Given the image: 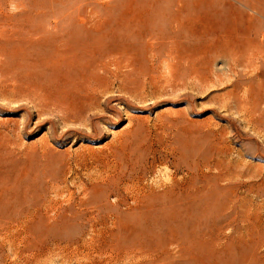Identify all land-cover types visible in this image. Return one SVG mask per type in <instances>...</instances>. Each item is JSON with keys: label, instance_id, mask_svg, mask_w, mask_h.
<instances>
[{"label": "rangeland", "instance_id": "374dc122", "mask_svg": "<svg viewBox=\"0 0 264 264\" xmlns=\"http://www.w3.org/2000/svg\"><path fill=\"white\" fill-rule=\"evenodd\" d=\"M263 34L264 0H0V264H264Z\"/></svg>", "mask_w": 264, "mask_h": 264}, {"label": "bare ground", "instance_id": "6f19581e", "mask_svg": "<svg viewBox=\"0 0 264 264\" xmlns=\"http://www.w3.org/2000/svg\"><path fill=\"white\" fill-rule=\"evenodd\" d=\"M207 2V1H206ZM183 13V12H182ZM183 19V18H182ZM192 20V19H191ZM195 19H193V21H194ZM189 21V20H188ZM196 22H197V20H195ZM194 21V22H195ZM204 21V20H203ZM191 22V21H190ZM207 22V21H206ZM179 23H181V22H179ZM186 23H188V22H186ZM215 23V22H214ZM185 24V23H184ZM189 24V23H188ZM192 24V23H191ZM179 26L181 25L182 26V24H178ZM190 25V24H189ZM196 25V24H195ZM205 25V24H204ZM203 25V26H204ZM227 25V24H226ZM186 26H188V25H186ZM192 26V25H191ZM211 26V25H210ZM209 25H208V29L211 31V27H210ZM176 27V26H175ZM186 28H189V27H186ZM203 28H205V27H203ZM196 30V29H195ZM198 30V29H197ZM205 30H206V28H205ZM215 30V29H214ZM221 30H223V28L221 29ZM233 30V29H232ZM246 30H248L247 28H246ZM245 30V31H246ZM249 31V30H248ZM256 31V30H255ZM190 31H188V33H189ZM196 32V31H195ZM197 32H199V31H197ZM205 32H207V31H205ZM204 32V33H205ZM214 32H216V31H214ZM227 32V31H226ZM241 32V31H240ZM260 32V31H259ZM257 33H258V31H257ZM256 33V34H257ZM208 34V33H207ZM206 34V35H207ZM216 34H217V32H216ZM224 34V33H223ZM231 34H233L232 32H231ZM237 34V33H236ZM240 34V33H239ZM245 34H246V32H245ZM195 35V34H194ZM198 35V34H197ZM242 35V34H241ZM251 35H252V33H251ZM258 35V34H257ZM264 35V34H263ZM208 36V35H207ZM228 36V35H227ZM246 36V35H245ZM229 37V36H228ZM242 37V36H241ZM241 37H239V38H241ZM263 37V36H262ZM218 38H219V36H218ZM224 38V37H223ZM237 38V37H236ZM247 38V37H246ZM181 39V38H180ZM238 39V38H237ZM243 39V38H242ZM245 39V38H244ZM243 39V40H244ZM251 39V38H250ZM257 39V38H256ZM236 40V39H235ZM240 40V39H239ZM246 40V39H245ZM249 40V39H248ZM248 40L246 41L247 43H248ZM258 40V39H257ZM209 42V41H208ZM219 42H221V41H219ZM232 42V41H231ZM236 42V41H235ZM238 42V41H237ZM252 42V41H251ZM94 43V42H93ZM195 43V42H194ZM215 43V42H214ZM223 44L222 45H224V42H222ZM243 43H244V41H243ZM219 44V43H218ZM231 44V43H230ZM237 44V46H238V43H236ZM240 44H242V43H240V41H239V46H241ZM250 44V43H249ZM248 44V45H249ZM252 44V43H251ZM251 44H250V46H251ZM255 44H256V42H255ZM261 44H262V42H261ZM261 44H259L260 46H261ZM194 45H196V44H194ZM193 45V46H194ZM208 45V44H207ZM207 45H206V47H207ZM219 45H221V44H219ZM233 45V44H232ZM231 45V46H232ZM245 45V44H244ZM247 45V46H248ZM258 45V44H257ZM263 45V44H262ZM175 46V45H174ZM189 46V45H188ZM213 46V45H212ZM211 46V47H212ZM225 46V45H224ZM235 45H233V47H234ZM239 46H238V49H239ZM250 46H249V51H250ZM202 47V46H201ZM205 47V48H206ZM228 47H229V45H228ZM243 47V46H242ZM178 48V47H177ZM221 48H222V46H221ZM235 48V47H234ZM246 48V49H247ZM253 48H254V46H253ZM255 48H260L259 46H256ZM262 49H263V47H261ZM158 49H159V47H158ZM208 49V48H207ZM226 49V48H225ZM224 48H223V51L225 50ZM232 48H230V50H231ZM236 49H237V47H236ZM238 49L236 50V51H238ZM197 50V49H196ZM201 50V49H200ZM208 50H210V49H208ZM222 50V49H221ZM228 50H229V48H228ZM244 50V49H243ZM252 50V49H251ZM258 50H261V49H258ZM84 51V50H83ZM86 51V50H85ZM88 51H90V50H88ZM170 51V50H169ZM182 51V50H181ZM219 51V50H218ZM232 51H233V49H232ZM241 51H242V49H241ZM246 51V50H245ZM257 51V50H256ZM87 52V51H86ZM168 52V51H167ZM207 52H209V51H207ZM216 52V51H215ZM226 52V51H225ZM229 52H231V51H229ZM244 52V51H243ZM242 52V53H243ZM251 52V51H250ZM260 52V51H259ZM262 52V51H261ZM155 53H157V52H155ZM200 53V52H199ZM203 53V52H202ZM204 53H205V49H204ZM210 53V52H209ZM212 53V52H211ZM221 53V52H220ZM247 53V52H246ZM252 53H253V51H252ZM257 53V52H256ZM263 53H264V51H263ZM168 54V53H167ZM171 54V53H170ZM184 55H186L185 53H183ZM239 54V53H238ZM250 54V53H249ZM93 55V54H92ZM91 55V56H92ZM99 56H101L100 54H98ZM157 55V54H156ZM169 55V54H168ZM177 55V54H176ZM205 55H207V54H204V56ZM241 55V54H240ZM243 55V54H242ZM251 55V54H250ZM95 56V55H94ZM93 56V57H94ZM175 56V55H174ZM178 56V55H177ZM203 56V55H202ZM2 57H5V56H2ZM156 57V56H155ZM173 57V56H172ZM1 58V57H0ZM92 58V57H91ZM167 58H169V57H167ZM175 58V57H174ZM173 58V59H174ZM192 58L193 57H191V61H193L192 60ZM199 58V57H198ZM202 57H200V59H201ZM246 58H247V56H246ZM123 59V58H122ZM178 59V58H177ZM179 60V59H178ZM236 60H237V58H236ZM2 61V60H1ZM174 61V60H173ZM186 61V60H185ZM203 61V60H202ZM238 61V60H237ZM175 62V61H174ZM1 63V62H0ZM102 63V62H101ZM187 63V62H186ZM233 63V62H232ZM239 63V62H238ZM1 64H3V61H2V63ZM167 65H170V64H168V62L166 63V67L167 68H169ZM185 65V64H184ZM194 65V64H193ZM173 66V65H172ZM192 66V65H191ZM23 67V66H22ZM178 67V66H177ZM187 67H189V66H187ZM198 67V66H197ZM232 67V66H231ZM18 68H20V67H18ZM174 68V67H173ZM21 69V68H20ZM179 69V68H178ZM208 69V68H207ZM202 70H204V68L202 69ZM177 71V70H176ZM208 71V70H207ZM206 71V72H207ZM24 72V71H23ZM25 72H26V69H25ZM167 72H169V71H167ZM178 72V71H177ZM203 72V71H202ZM19 73H20V71H19ZM170 73V72H169ZM174 73V72H173ZM179 73V72H178ZM184 73V72H183ZM211 73V72H210ZM18 74V73H17ZM23 74V73H22ZM176 74V73H175ZM199 74H201V73H199ZM14 75V74H13ZM24 75V74H23ZM64 75V74H63ZM121 75V74H120ZM150 75V74H149ZM181 75H183V74H181ZM188 75H191L190 74V72H189V74ZM195 75V74H194ZM55 76V75H54ZM53 76V77H54ZM118 74H80V78L78 79V81L77 82H75L74 81V79H72L71 80V82L68 84V85H66V87H64V91H63V93L66 95L65 97L69 100V102L67 103V105H68V107H73L74 105H78V104H80L82 107H91V105H93L95 102H96V100H97V98H98V96H100V95H104V93L105 92H108V90H109V86H110V83H112V80H115V81H117L118 80V83L120 82V80L118 79ZM122 76H123V74H122ZM167 76V75H166ZM174 76V75H173ZM184 76H186V75H184ZM198 76V75H197ZM200 76V75H199ZM53 77H51L52 79L51 80H53ZM124 77H126L125 75H124ZM131 77V76H130ZM137 76H135L134 77V81H129V80H127V79H129V77L127 76V78H125L126 80H123L122 82H121V87L119 86L118 87V89H123V90H125V88H124V86H123V83L124 84H128V85H136V84H138L139 82H137V80H135V78H136ZM156 77V76H155ZM196 77V76H195ZM194 77V78H195ZM7 78V77H6ZM55 78H57V77H55ZM140 78V77H139ZM139 78H138V80H139ZM142 78V77H141ZM144 78V77H143ZM157 78V77H156ZM155 78V79H156ZM179 78V77H178ZM181 79H182V77H180ZM184 78V77H183ZM188 78V77H187ZM200 78V77H199ZM8 79V78H7ZM152 79H153V77H152ZM49 80V79H48ZM177 80V79H176ZM262 80V79H261ZM55 80H53V81H51V82H54ZM153 81V80H152ZM167 81H169V80H167ZM172 80L170 79V81L169 82H171ZM181 81V80H180ZM15 82V81H14ZM168 82V83H169ZM141 83V82H140ZM172 83V82H171ZM14 84V83H13ZM112 84H114V83H112ZM154 83L152 82V85H153ZM177 84V83H176ZM2 85V84H1ZM26 85V84H25ZM170 85H172V84H170ZM3 86V85H2ZM16 86V85H15ZM24 86V85H23ZM154 86V85H153ZM155 87V86H154ZM262 87V86H261ZM132 88H136V86H133ZM73 89V92H75L76 94H77V97H72V96H70V93H71V90ZM117 89V90H118ZM262 89H264V88H262ZM75 90V91H74ZM250 90H252V88H250ZM50 89L49 88H47V87H42V89H41V95H40V97L43 99V100H45V102L46 101H48V99H49V94H50ZM34 92V91H33ZM251 92V91H250ZM257 92V91H256ZM258 93V92H257ZM259 94H261V93H259ZM251 95H252V92H251ZM258 95V94H257ZM246 96V95H245ZM245 96H244V98H245ZM255 96V94L253 95V97ZM259 96H261V95H259ZM247 97V96H246ZM251 97V96H250ZM252 97V98H253ZM255 98V97H254ZM260 98V97H259ZM54 99V98H53ZM52 99V100H53ZM117 99H119V98H117ZM260 99H262V98H260ZM264 99V98H263ZM55 100H57V99H55ZM244 101H245V99H244ZM243 101V102H244ZM251 101V100H250ZM252 102H253V100H252ZM251 102V103H252ZM263 102H264V100H263ZM250 103V104H251ZM254 104V103H253ZM253 104H251V105H253ZM55 105V104H54ZM243 105L244 106H246L244 109H245V113H246V115H250L251 116V110H249L251 107L248 105H246V103L244 102L243 103ZM45 106V105H44ZM52 106H53V104H52ZM254 106V105H253ZM67 107V108H68ZM52 108V107H51ZM61 108V107H60ZM79 108H81V107H79ZM241 108H242V105H241ZM264 108V107H263ZM69 110L71 109V108H68ZM243 109V108H242ZM252 109V108H251ZM258 109V108H257ZM66 110V109H65ZM72 110V109H71ZM70 110V111H71ZM264 110V109H263ZM72 112V111H71ZM71 112H69L71 115H73ZM252 112H254V110H252ZM256 113V112H255ZM66 114V113H65ZM67 114H68V111H67ZM253 114V113H252ZM257 114V113H256ZM259 114V113H258ZM260 114H262V113H260ZM90 115V114H89ZM88 115V116H89ZM92 115V114H91ZM78 116V115H77ZM249 116V117H250ZM71 117V116H70ZM74 117V116H73ZM92 117V116H91ZM261 117V116H260ZM85 118H86V115H85ZM258 118V117H257ZM87 120V119H86ZM253 120H254V118H253ZM258 121V120H257ZM259 125V124H258ZM251 127V126H250ZM260 128V127H259ZM258 129V128H257ZM260 130V129H259ZM259 134V133H258ZM257 134V135H258ZM24 215V214H23ZM27 216V215H26ZM24 220V219H23ZM22 221V220H21ZM25 222V221H24ZM21 226V225H20ZM13 228H15V227H13ZM28 228V227H27ZM22 230V229H21ZM8 231V230H7ZM17 231V230H16ZM12 232H14L13 230H12ZM11 232V233H12ZM11 233H9V234H11ZM6 234V233H5ZM8 234V233H7ZM22 234V233H21ZM13 235V234H12ZM26 235V234H25ZM5 236V235H4ZM28 236V235H27ZM8 238V237H7ZM21 238V237H20ZM17 240H18V238H17ZM28 240V239H27ZM26 241V240H25ZM14 242V241H13ZM19 242V241H18ZM17 242V243H18ZM28 243H29V241H27ZM4 243H5V241H4ZM21 243V242H20ZM23 243V242H22ZM2 244V243H1ZM3 245H5V244H3ZM19 245V244H18ZM34 245V244H33ZM9 246H11V245H9ZM13 246H14V244H13ZM32 246V245H31ZM30 246V247H31ZM8 247V246H7ZM19 247V246H18ZM21 247V246H20ZM36 247V246H35ZM0 248H2V247H0ZM9 248V247H8ZM37 248V247H36ZM7 250V249H6ZM16 251V250H15ZM40 252V251H39ZM15 254V253H14ZM25 256V255H24ZM1 257V256H0ZM2 258V257H1ZM109 258V257H108ZM25 261H27V260H25ZM18 262V261H17ZM21 262V261H20ZM103 263V262H102ZM17 264V263H16ZM19 264V263H18ZM23 264V263H22Z\"/></svg>", "mask_w": 264, "mask_h": 264}]
</instances>
